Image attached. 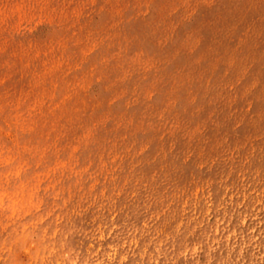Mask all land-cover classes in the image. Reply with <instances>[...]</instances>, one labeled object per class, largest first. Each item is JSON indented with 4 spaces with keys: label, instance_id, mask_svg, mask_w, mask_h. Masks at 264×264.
I'll list each match as a JSON object with an SVG mask.
<instances>
[{
    "label": "rangeland",
    "instance_id": "obj_1",
    "mask_svg": "<svg viewBox=\"0 0 264 264\" xmlns=\"http://www.w3.org/2000/svg\"><path fill=\"white\" fill-rule=\"evenodd\" d=\"M0 0V264H264V0Z\"/></svg>",
    "mask_w": 264,
    "mask_h": 264
},
{
    "label": "clouds",
    "instance_id": "obj_2",
    "mask_svg": "<svg viewBox=\"0 0 264 264\" xmlns=\"http://www.w3.org/2000/svg\"><path fill=\"white\" fill-rule=\"evenodd\" d=\"M238 3L240 6L235 10L234 13L237 23L247 20L254 14L251 6V0H238Z\"/></svg>",
    "mask_w": 264,
    "mask_h": 264
}]
</instances>
